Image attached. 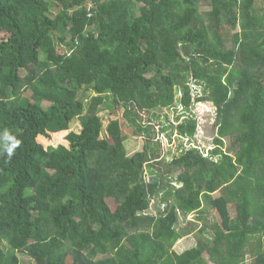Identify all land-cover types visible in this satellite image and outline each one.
Returning a JSON list of instances; mask_svg holds the SVG:
<instances>
[{
  "label": "trees",
  "instance_id": "16d2710c",
  "mask_svg": "<svg viewBox=\"0 0 264 264\" xmlns=\"http://www.w3.org/2000/svg\"><path fill=\"white\" fill-rule=\"evenodd\" d=\"M256 2L0 0V133L21 142L11 158L0 143V264H264ZM194 100L216 107L218 159L182 144L167 160L143 114L182 107L176 130L194 143ZM106 102L145 138L142 151L128 153L119 120L101 138ZM76 120L80 130L70 131ZM42 130L68 132V144L46 149L36 140ZM154 198L164 206L156 215ZM204 206L215 221L198 229L196 246L176 252L197 230L181 218L202 219Z\"/></svg>",
  "mask_w": 264,
  "mask_h": 264
},
{
  "label": "rangeland",
  "instance_id": "374dc122",
  "mask_svg": "<svg viewBox=\"0 0 264 264\" xmlns=\"http://www.w3.org/2000/svg\"><path fill=\"white\" fill-rule=\"evenodd\" d=\"M256 7L260 14L264 13V0H257ZM233 35L232 41L239 42L240 37V29H234L231 32ZM229 40V39H228ZM231 43V39H230ZM211 60H219L220 56L216 55L214 57H210ZM191 68L199 72L200 69H197L195 65L191 64ZM245 84V83H241ZM244 86V85H242ZM191 88L193 89L194 93H199L200 95L203 93V89L199 86L192 85ZM244 89V87H243ZM92 96V94H91ZM95 96V95H93ZM90 101V100H86ZM44 107L50 112H53L54 107L49 102H45ZM183 111L182 107H178L177 109L166 110V109H157L150 113H144L143 117H145L144 122L147 123L148 119L152 121V124L155 125L156 134L160 138L163 148L165 149L167 160L171 159L173 155H175L180 150V145L183 144V147L193 146L199 148L201 153L204 156L211 157L217 161V157L212 154V152L216 149V145L214 143L215 138L218 134V128L215 125L216 121V107L210 103H196L193 104V112L196 114L198 127L196 132V137L193 141H190L188 137H180L177 133L176 127L184 120L181 117L180 121L176 120V118L181 115ZM124 110H119L114 112L110 109V103L106 102L101 111L98 113L103 122V129L101 138H108V127L111 122L119 120L123 133L127 134L128 138L125 141V146L127 151L130 155L142 151L144 147L145 138L143 136H136L134 134V128L129 124L130 122L123 116ZM148 117V119H147ZM152 118V119H151ZM80 123L79 121H74L71 124L70 131L78 132L80 130ZM162 131V132H161ZM68 132L60 133V134H49L45 130L38 132L36 135V140L43 144L44 147L48 150L56 149L59 145H66L65 137L67 136ZM146 178V181H149ZM170 183L173 184L174 187H177V183L175 180L169 179ZM172 195V192H168ZM108 204L113 211L116 210L118 203L114 199H108ZM164 209V206L161 208L160 199L154 198L151 202L149 213L152 215H156L159 210ZM205 214L202 219L198 220L200 214H193L190 215L188 218L183 219L181 218V226H183L187 221L191 220L194 221V224L197 226V230L191 234L190 236H186L184 238L179 239L176 244L174 245V250L178 253H182L187 249H190L196 246L198 237L200 236L198 229L202 227H210L216 219V213L212 210L211 207L204 206ZM208 231V230H207ZM210 233L207 234L209 236ZM207 261H209V257L206 255ZM25 262H28L27 258H25ZM209 264H214L213 262L209 261Z\"/></svg>",
  "mask_w": 264,
  "mask_h": 264
},
{
  "label": "clouds",
  "instance_id": "9594fccd",
  "mask_svg": "<svg viewBox=\"0 0 264 264\" xmlns=\"http://www.w3.org/2000/svg\"><path fill=\"white\" fill-rule=\"evenodd\" d=\"M196 103L197 102L194 100L193 104L195 105ZM198 103L202 104V103H210V102H202V101L199 102L198 101ZM193 104H192V106H193ZM210 104H212V103H210ZM193 114L195 115L194 112H193ZM0 143H2L3 151L7 153L8 158H11L12 155L14 154V152H15V149L17 147H19L21 142L14 135L10 134L7 130H4L3 133H0ZM193 147H195V146H193ZM148 177H149V175H146V178H148ZM150 181H151V179L149 177V181L148 182H150Z\"/></svg>",
  "mask_w": 264,
  "mask_h": 264
},
{
  "label": "built area",
  "instance_id": "2783aa9c",
  "mask_svg": "<svg viewBox=\"0 0 264 264\" xmlns=\"http://www.w3.org/2000/svg\"><path fill=\"white\" fill-rule=\"evenodd\" d=\"M149 180V179H148Z\"/></svg>",
  "mask_w": 264,
  "mask_h": 264
},
{
  "label": "crops",
  "instance_id": "0c3cea01",
  "mask_svg": "<svg viewBox=\"0 0 264 264\" xmlns=\"http://www.w3.org/2000/svg\"><path fill=\"white\" fill-rule=\"evenodd\" d=\"M53 135V134H52Z\"/></svg>",
  "mask_w": 264,
  "mask_h": 264
}]
</instances>
